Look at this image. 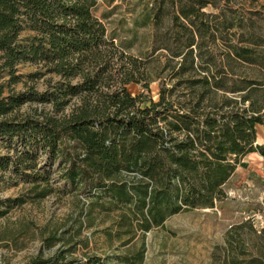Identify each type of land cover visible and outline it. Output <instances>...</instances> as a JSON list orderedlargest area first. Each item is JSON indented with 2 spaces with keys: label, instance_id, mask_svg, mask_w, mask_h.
I'll return each instance as SVG.
<instances>
[{
  "label": "trees",
  "instance_id": "16d2710c",
  "mask_svg": "<svg viewBox=\"0 0 264 264\" xmlns=\"http://www.w3.org/2000/svg\"><path fill=\"white\" fill-rule=\"evenodd\" d=\"M94 4L0 0V171L28 186L31 200L52 193L55 173L85 199L81 215L109 221L102 254L58 248L27 264H143L147 232L171 216L214 208L240 161L264 158L256 139L264 127V23L217 44V17L203 11L211 3L179 0L172 43L142 54L145 63L126 56L113 67L108 50L120 46L93 16ZM159 19L147 14L143 24ZM160 57L158 75L144 76L140 66L154 72ZM26 63L55 76L43 92L14 90ZM131 83L143 92L132 96ZM24 105L40 108L21 114ZM80 243L87 248L88 238Z\"/></svg>",
  "mask_w": 264,
  "mask_h": 264
},
{
  "label": "rangeland",
  "instance_id": "374dc122",
  "mask_svg": "<svg viewBox=\"0 0 264 264\" xmlns=\"http://www.w3.org/2000/svg\"><path fill=\"white\" fill-rule=\"evenodd\" d=\"M94 1L93 16L104 24L107 38H113L112 42L120 46L116 51L108 50L113 67L125 63L126 56L145 63L142 54L172 43L171 17L179 0ZM208 1L211 4L203 11L217 17V44L232 40V33L238 37L254 23H264V0ZM154 13L160 17L156 25L153 28L144 25L145 16ZM124 46L130 50H121ZM157 54L164 52L158 50ZM163 62L160 57L154 72L142 65L140 71L144 69V76L155 77ZM17 74L22 79L15 91L32 87L43 92L47 81L55 79L34 63L19 65ZM141 85L131 83L126 89L136 96L143 92ZM149 91L155 98L157 81L149 84ZM38 108L24 105L20 113H32ZM256 139L257 144L264 145V127L257 126ZM5 153L6 149L0 145V156ZM55 167L56 164L52 169ZM51 182L52 193L31 200L28 186L13 173L0 171V264H27L36 256H52L58 248L69 250L73 257L86 252L102 254L107 249L103 231L109 221L97 213L91 220L81 215L85 199L70 192L55 173ZM223 189L226 198L214 208L171 216L163 227L147 232L143 264H254L252 258L264 264V158L257 153L245 156ZM17 198L26 200L22 204L12 202ZM83 237L88 238L87 248L80 243Z\"/></svg>",
  "mask_w": 264,
  "mask_h": 264
}]
</instances>
